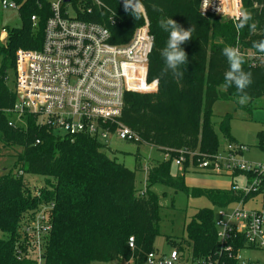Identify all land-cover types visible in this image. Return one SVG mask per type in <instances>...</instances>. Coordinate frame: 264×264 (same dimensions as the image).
I'll return each mask as SVG.
<instances>
[{
    "label": "trees",
    "instance_id": "16d2710c",
    "mask_svg": "<svg viewBox=\"0 0 264 264\" xmlns=\"http://www.w3.org/2000/svg\"><path fill=\"white\" fill-rule=\"evenodd\" d=\"M11 1L19 11L21 26L3 28L4 42L0 43V150L14 151L11 164L0 169V264H38L31 253L34 235L27 234L26 228H33L41 205L53 204L46 210V224L51 227L46 241H42V264H101L131 256L135 264H142L145 254L155 250L153 241L159 234L160 204L151 190L153 185L206 197L216 208L237 199L229 186L187 185L188 164L179 167L172 158L148 164L145 190L138 193L135 171L110 158L98 139L58 135L27 112H22V126L14 117L18 114L14 110L17 94L10 79L15 71V53L19 48L41 47L50 9L49 0ZM71 1L76 18L106 25L115 44L127 42L135 27L143 23L141 14L119 0H98L99 5L90 0ZM198 3L142 2L153 36L146 79L154 83L158 80V84L153 92L124 94L120 120L138 136L137 144L161 151L186 148L213 153L225 142H234L229 135L230 114L224 115L219 124L224 141L215 131L214 103L230 100L237 108L251 111L264 99V53L252 46L253 41L264 39V0H241L242 9L252 14L249 23H257L254 33L247 26L238 33L231 20L202 16ZM89 8L91 12H87ZM161 18H173L185 29L194 28L192 39L181 45L188 58V63L180 67L182 78L171 71L162 74L165 62L161 52L169 33L159 27ZM225 46L239 47L245 57L243 70L252 74L253 82L245 89L250 97L247 105L237 103L241 94L234 85L224 87V73L229 70L222 55ZM248 53L260 60L253 61ZM257 136V145L264 148V129ZM25 174L42 176L45 185L32 190L23 180ZM214 216L211 209H199L185 224V237L169 241L171 248L191 249L195 257L211 253L216 247ZM130 236L135 243L133 252L127 244Z\"/></svg>",
    "mask_w": 264,
    "mask_h": 264
},
{
    "label": "built area",
    "instance_id": "2783aa9c",
    "mask_svg": "<svg viewBox=\"0 0 264 264\" xmlns=\"http://www.w3.org/2000/svg\"><path fill=\"white\" fill-rule=\"evenodd\" d=\"M90 1L99 5L98 0ZM119 1L143 17V23L135 27L123 44L111 41L106 25L76 18L71 0H49L50 15L44 25L41 47L19 49L15 53L16 112L33 114L41 125L61 136L88 135L105 143L114 135L138 142V136L120 117L125 92L156 89L154 82H151L153 90L146 89L153 36L143 0ZM0 3L3 8H17L11 0ZM240 9L241 0L198 3L202 16L232 22H236L235 15ZM35 20L32 16L31 21ZM113 23L110 18V24ZM245 151L247 146L236 142H225L213 153L186 148L162 150L163 158H172L179 167L187 163L189 169L227 177L237 199L215 211L216 247L211 253L195 257L191 249L173 247L167 252L155 249L145 254L142 264H264V164L253 165L244 160ZM51 207L52 203L40 206L31 228L33 248L40 251V259L39 239L50 230L45 218ZM26 229L29 232L30 227ZM127 244L133 252V236L128 237ZM109 263L135 264L133 256Z\"/></svg>",
    "mask_w": 264,
    "mask_h": 264
},
{
    "label": "rangeland",
    "instance_id": "374dc122",
    "mask_svg": "<svg viewBox=\"0 0 264 264\" xmlns=\"http://www.w3.org/2000/svg\"><path fill=\"white\" fill-rule=\"evenodd\" d=\"M21 26V18L17 8H3L0 3V43H3L1 39L2 29L18 28ZM22 50H35L25 49ZM17 49V50H19ZM248 57L253 61L260 60L259 56L248 53ZM10 79L15 81L16 71L10 74ZM13 81V83H14ZM154 86L151 82H147V90H153ZM238 103V102H237ZM236 103L233 101L218 100L212 107V121L214 129L218 136L221 138L219 131V124L222 117L226 114H230L231 119L229 120V135L230 138L236 142L247 146V151L243 154L244 160L252 163L253 165L261 163L264 164V148H260L258 143V132L264 129V99H261L255 105L251 111H247L245 108H237ZM244 105H247L244 104ZM254 105V104H253ZM27 114H31L28 113ZM22 113L15 114L14 117L23 126L25 121ZM33 115V114H31ZM34 116V115H33ZM38 119V117H36ZM222 139V138H221ZM224 141V138L222 139ZM105 147L103 151L116 162L124 164L128 169L135 171V189L139 193L145 190L146 181V168L148 164L154 163L155 161L162 160L163 154L161 150L155 147L137 144L135 142L125 141L116 136L112 135L105 140ZM20 149L17 147L16 149ZM13 150L4 149L0 150V169L3 166H9L12 162ZM171 170L175 172L176 167L172 165ZM207 175V176H206ZM195 175V173H188L186 175V184L189 186L196 187H214L222 188L227 186L229 179L224 176L206 174ZM24 182L33 190L41 188L45 185L44 178L38 175L25 174L23 176ZM226 181V182H225ZM229 185V184H228ZM151 190L157 194L158 201L160 204V221H159V234L153 241V247L160 252H167L171 248L169 241L177 242L185 237V224L190 218L201 208H208L216 211L217 208L203 196L193 197L186 195L183 192L175 191L171 188L155 184L151 187ZM35 230V229H34ZM27 234L34 235L33 230ZM47 234L42 235L39 239L41 244L42 241H46ZM42 240V241H41ZM40 251L32 250L33 258L38 264H42V257L40 259ZM31 254V255H32ZM101 264H110L109 262Z\"/></svg>",
    "mask_w": 264,
    "mask_h": 264
},
{
    "label": "clouds",
    "instance_id": "9594fccd",
    "mask_svg": "<svg viewBox=\"0 0 264 264\" xmlns=\"http://www.w3.org/2000/svg\"><path fill=\"white\" fill-rule=\"evenodd\" d=\"M234 27L239 33L246 26L251 32L257 29V23L252 21V14L246 9H240L235 15ZM158 25L164 31L169 33L166 46L163 48L161 55L164 58L165 66L162 69V74L171 71L178 78L183 77V72L180 67L188 63L187 53L181 47L182 44L192 39L194 28L191 26L188 29L183 28L173 18H161ZM259 53H264V39L253 41L252 45ZM222 55L226 57L229 65V70L224 73V87L229 88L235 86L241 94L238 97V103L244 105L249 100V95L245 92L252 84V74L243 70L245 57L241 53L239 47L225 46L222 50ZM158 84V80L155 81Z\"/></svg>",
    "mask_w": 264,
    "mask_h": 264
},
{
    "label": "crops",
    "instance_id": "0c3cea01",
    "mask_svg": "<svg viewBox=\"0 0 264 264\" xmlns=\"http://www.w3.org/2000/svg\"><path fill=\"white\" fill-rule=\"evenodd\" d=\"M5 37V32H2V34H1V39L2 38H4ZM188 173H195V175H202V176H204V175H206V174H203V173H200V172H198V171H195V170H191V169H188L187 170V173L185 174V177H186V175L188 174ZM207 176V175H206ZM219 177V176H218ZM187 178V177H186ZM186 178H185V180H186ZM226 182V181H225ZM228 184H229V182L227 181V186H228ZM227 186H225V187H227ZM202 187H206V186H202ZM210 187H212V186H210Z\"/></svg>",
    "mask_w": 264,
    "mask_h": 264
},
{
    "label": "water",
    "instance_id": "95a60500",
    "mask_svg": "<svg viewBox=\"0 0 264 264\" xmlns=\"http://www.w3.org/2000/svg\"><path fill=\"white\" fill-rule=\"evenodd\" d=\"M66 1V0H65ZM18 96L20 97V94H18Z\"/></svg>",
    "mask_w": 264,
    "mask_h": 264
}]
</instances>
